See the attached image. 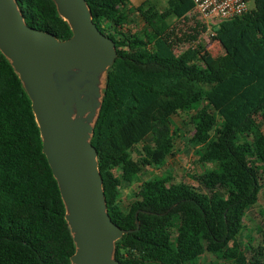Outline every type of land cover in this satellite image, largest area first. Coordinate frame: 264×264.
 Listing matches in <instances>:
<instances>
[{
    "label": "trees",
    "instance_id": "16d2710c",
    "mask_svg": "<svg viewBox=\"0 0 264 264\" xmlns=\"http://www.w3.org/2000/svg\"><path fill=\"white\" fill-rule=\"evenodd\" d=\"M221 22L213 39L223 51L204 66L200 49L177 55L171 21L192 0H168L161 11L146 0H86L93 22L113 39L116 58L106 71L91 139L108 213L123 231L114 257L122 264H192L209 253L233 264H264V229L244 247L238 236L264 186V0ZM25 23L66 41L73 35L53 0H17ZM146 28L132 32L130 13ZM189 117L190 143L201 147L202 173L141 181L164 164ZM152 141L143 152L136 147ZM185 177L192 180L188 182ZM141 182L126 207L122 189ZM76 251L66 207L32 110L11 62L0 51V264H71Z\"/></svg>",
    "mask_w": 264,
    "mask_h": 264
},
{
    "label": "water",
    "instance_id": "95a60500",
    "mask_svg": "<svg viewBox=\"0 0 264 264\" xmlns=\"http://www.w3.org/2000/svg\"><path fill=\"white\" fill-rule=\"evenodd\" d=\"M53 1L70 24V39L29 27L17 0H0V51L32 101L76 245L71 264H122L114 250L124 231L108 213L91 142L101 107L99 78L114 63L116 45L93 22L86 0Z\"/></svg>",
    "mask_w": 264,
    "mask_h": 264
},
{
    "label": "rangeland",
    "instance_id": "374dc122",
    "mask_svg": "<svg viewBox=\"0 0 264 264\" xmlns=\"http://www.w3.org/2000/svg\"><path fill=\"white\" fill-rule=\"evenodd\" d=\"M133 2V1H132ZM152 2L157 6V8L163 11L168 4V0H152ZM134 4V3H133ZM249 9L254 8V3L252 1L248 2ZM171 25H173V20L171 21ZM145 23L140 17V15L136 12L130 13V24L127 26V29H130L132 32H140L142 33L145 30ZM175 31V30H174ZM177 32L172 35L170 40L173 49L178 50L180 47L179 40L177 39ZM200 53L202 55V59L199 62L201 66H204L206 61L212 60L217 55L223 53L219 45L214 41H206L203 40L201 45ZM106 73L102 74L99 78L98 87L99 92L102 93V90L105 86ZM101 97H96V101H100ZM98 109L95 110V117L93 121H95L97 116ZM258 126L264 130V122L260 117H257ZM189 117L181 113L177 116H174L172 119L173 129L179 127L182 129V133L180 136L176 138L175 146L172 151V154L168 156L163 165L149 170H144V173L141 175V181L152 178L156 175H164L171 174L173 177V181L175 183L181 182L182 178L189 174H197L202 173L209 165H205L199 162L198 153L201 149L200 146L194 145L190 143V137L192 136V128L186 127L184 129L185 123H188ZM152 139L147 138L144 142L136 147V151H145ZM185 180L188 182H192L191 179L185 177ZM141 182H135L133 184L127 185L122 189V194L119 199V202L122 206H128L134 199V195L138 191V187ZM244 228L238 236V240L244 247H247L250 243L257 238V229H264V186L260 192L259 202L253 206H251L245 215L244 218ZM192 264H233L232 261L223 259L219 255L206 253L202 255L195 263Z\"/></svg>",
    "mask_w": 264,
    "mask_h": 264
},
{
    "label": "built area",
    "instance_id": "2783aa9c",
    "mask_svg": "<svg viewBox=\"0 0 264 264\" xmlns=\"http://www.w3.org/2000/svg\"><path fill=\"white\" fill-rule=\"evenodd\" d=\"M192 9L184 16L174 19L170 39L175 31L180 47L174 49L181 55L189 49L201 48L203 40L216 37V27L224 21L240 17L249 11L247 0H192ZM175 30V31H174Z\"/></svg>",
    "mask_w": 264,
    "mask_h": 264
},
{
    "label": "crops",
    "instance_id": "0c3cea01",
    "mask_svg": "<svg viewBox=\"0 0 264 264\" xmlns=\"http://www.w3.org/2000/svg\"><path fill=\"white\" fill-rule=\"evenodd\" d=\"M133 1V2H132ZM146 0H129L128 8H135L141 5ZM134 3V4H133ZM146 28V27H145Z\"/></svg>",
    "mask_w": 264,
    "mask_h": 264
}]
</instances>
